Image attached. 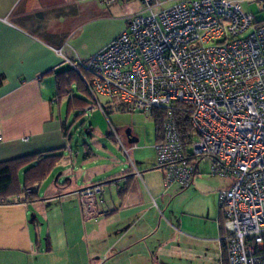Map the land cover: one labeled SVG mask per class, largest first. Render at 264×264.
Wrapping results in <instances>:
<instances>
[{
	"label": "crops",
	"instance_id": "1",
	"mask_svg": "<svg viewBox=\"0 0 264 264\" xmlns=\"http://www.w3.org/2000/svg\"><path fill=\"white\" fill-rule=\"evenodd\" d=\"M155 1L157 12L182 0ZM234 1L254 19L264 15V0ZM141 10L136 0L107 7L96 0H0V162L71 150L54 109L60 104L51 91H56L55 73L69 68L75 59H90L101 51ZM114 19L123 22L116 32L83 55L80 37L92 35L98 23ZM64 160L63 154L60 163ZM82 162L89 169L98 166L97 161ZM57 166L35 186L33 201L14 193L22 185L19 172L25 167L14 175L13 194L7 204H0V264H226L219 190L211 206L196 197L202 184L199 174L207 167L198 166L189 186L194 203L203 206L188 207L178 217L168 207L161 211L160 182L153 181L150 173L134 175L130 168L102 174L103 181L118 179L120 187L126 181L128 185L120 194L110 184L116 197L110 194L108 203L87 216L79 191L99 183L91 179L95 174H83L78 183L59 182L58 177L49 182ZM153 166L158 169L156 161Z\"/></svg>",
	"mask_w": 264,
	"mask_h": 264
},
{
	"label": "built area",
	"instance_id": "2",
	"mask_svg": "<svg viewBox=\"0 0 264 264\" xmlns=\"http://www.w3.org/2000/svg\"><path fill=\"white\" fill-rule=\"evenodd\" d=\"M136 1L141 12L81 64L93 101L85 110L103 111L100 97L129 111L165 109L154 145L164 189L191 186L202 163L231 178L219 191L226 264H264V22L234 0H182L157 12L155 0ZM178 106L189 115L186 138L173 115ZM103 192V184L79 191L87 216Z\"/></svg>",
	"mask_w": 264,
	"mask_h": 264
},
{
	"label": "rangeland",
	"instance_id": "3",
	"mask_svg": "<svg viewBox=\"0 0 264 264\" xmlns=\"http://www.w3.org/2000/svg\"><path fill=\"white\" fill-rule=\"evenodd\" d=\"M262 18H264V15L257 14L255 19L263 20ZM122 23L119 19L98 23L93 28L92 35L80 37V42H82L80 46H85L82 48V54L86 55L90 48L94 47L100 39H105L110 34L116 32V29ZM82 59H75L74 63L85 64L89 60V57ZM79 84V79L73 76L69 83L71 94L90 103V96L78 89ZM51 91L52 95H54L55 91L53 89ZM67 101L68 98L63 99L54 109L55 113L59 114V118L65 125V128L68 129L67 142L71 150H63V154L65 155L64 161L66 162H62L57 166L49 182L54 181L58 177L59 182H64L65 179H74L75 183H78L81 182L79 178L83 174H95L91 179L102 183L105 190L100 195L103 203L99 205L103 206V204L105 205L110 201V194L114 195V198L116 197V189L115 187L111 188L110 184L112 183L109 180L103 181L102 177L118 172L121 168H130L132 171L136 169L142 175L150 173L153 181L160 182L161 192L164 195L162 200L159 199L158 201L161 211L165 212V208L168 207V211L171 214L178 215L179 217L181 212L190 210L188 207L192 206L196 209L199 206H203V203L211 206L209 204L214 200V192L217 195V190L223 189L224 187H221L228 180H231V178H221L211 174L207 164L202 163L201 168L205 169L207 167V171L199 174L202 184L198 187V195L196 197L198 202L204 201L203 203H194V199L196 198L191 197L189 194V191L192 189L191 187L182 190L179 186L174 185L172 188L165 190L163 181L161 180V172L158 169H154L153 166L156 160L154 147L155 125L150 113L128 111L119 106H112L102 97L99 98V101L104 112L98 108L85 111L80 107L68 109L69 104ZM127 130L131 132L133 137L138 139L135 147H133V144L127 142ZM120 143L126 146L128 155ZM88 150L89 156L86 154ZM88 158L91 160H86ZM69 161H72V163ZM82 161H97L98 166L89 169L88 163ZM81 169L89 170L82 171ZM63 171H69L70 173L65 175ZM19 177L22 182V170L19 172ZM43 187L40 188V191H43Z\"/></svg>",
	"mask_w": 264,
	"mask_h": 264
},
{
	"label": "trees",
	"instance_id": "4",
	"mask_svg": "<svg viewBox=\"0 0 264 264\" xmlns=\"http://www.w3.org/2000/svg\"><path fill=\"white\" fill-rule=\"evenodd\" d=\"M73 76L77 77L80 81L78 89L84 91L88 96H90L86 87L88 73L81 66V64L73 63V65L69 66V68H67L66 70L55 73L56 91L54 98L58 103H60L63 99L68 98V109H71L73 107H80L83 111H85L88 106L93 105V101L91 97L89 103L71 94L69 83ZM1 81L2 78H0V84ZM119 107L125 108L123 106ZM178 107V110L176 108V110L173 111V115L181 137L186 138L187 133H189L190 131L189 115L183 107ZM165 112V109H154L150 113L155 125V143L162 140V121ZM62 125L63 127H65L64 124ZM64 136L68 138V129L64 131ZM86 154H88L87 156H89V150ZM62 157L63 154L61 153H48L46 155H43V153H39L31 156H25L0 162V204H7V198L13 194L14 175L20 170V168L23 167H25V169L23 172L22 186L18 187V190L16 189L14 193L16 195L24 194L26 196V199L28 198V200L33 201L37 197L35 186H39L42 184L49 173L53 169H55L57 164L61 162ZM113 181H117L114 185L118 187V192L122 194V192L125 191L128 185V181H126L125 183L123 182L124 185L122 187L124 188L120 187V182L118 181V179H115ZM113 181L109 182L111 183Z\"/></svg>",
	"mask_w": 264,
	"mask_h": 264
},
{
	"label": "water",
	"instance_id": "5",
	"mask_svg": "<svg viewBox=\"0 0 264 264\" xmlns=\"http://www.w3.org/2000/svg\"><path fill=\"white\" fill-rule=\"evenodd\" d=\"M126 137H127V142L129 144L136 143L138 141V139L136 137H133L131 135V132L129 130L126 131Z\"/></svg>",
	"mask_w": 264,
	"mask_h": 264
}]
</instances>
